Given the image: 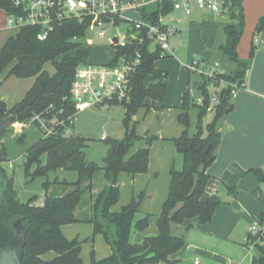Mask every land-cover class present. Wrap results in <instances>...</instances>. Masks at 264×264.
I'll return each instance as SVG.
<instances>
[{
	"label": "trees",
	"instance_id": "16d2710c",
	"mask_svg": "<svg viewBox=\"0 0 264 264\" xmlns=\"http://www.w3.org/2000/svg\"><path fill=\"white\" fill-rule=\"evenodd\" d=\"M241 1L231 0L228 6L230 23L223 28L225 41L219 51L236 67L233 73L220 77L243 87L255 48L251 43L249 61L238 59L237 45L245 26ZM11 2L0 0V8L10 13ZM172 8L171 0H162L156 11L144 15L142 19L146 16L148 22L156 23L159 17L172 12ZM234 8H237V14ZM235 17L237 25L234 24ZM87 28L86 22L65 20L55 25L44 41H39L37 28L23 27L0 47V75L6 67L11 66L9 75L33 79L24 96L11 107L0 101V125L4 126L0 130V250L15 239L13 224L19 223L25 235L21 264H81L80 242L67 240L61 228L72 223H85L92 225L94 234L103 236L111 250V254L101 260L91 258L90 264H173L176 261L172 257L185 247L184 237L173 234V227H184L188 231L192 225H186V222L191 220H197L201 225L208 224L221 204L216 195L206 199L202 197L210 179L207 169L216 159L221 142L218 124L233 108L230 89L222 90L220 103L206 124L203 123L207 115L204 109L193 104L188 92L183 94L179 106L181 113L177 117L183 131L172 140L176 154L181 157V168L173 167L170 171L168 194L156 220L157 235L145 237L140 243H132L131 231H144L148 227L149 216L137 218L139 202L134 199L119 212H111V208L119 199V174L134 176L147 171L149 146L153 139H148L144 147L131 154V149L140 139L131 125V119L142 108L159 110L163 107L168 72L155 68V62L169 56L161 57L158 48L149 51L148 40L142 47L141 64L130 77L129 96L121 103H114L123 107L125 136L122 140H103L107 149L99 167L86 159L84 150L87 142L84 138L64 133L70 128L66 126L67 120L74 113L70 97L74 72L77 66L87 63L90 55L89 48L78 43ZM262 29L261 18L254 32ZM47 63L54 68L52 74L44 70ZM201 83L193 87L198 94L207 96L206 82L202 80ZM190 108L197 110L192 135L189 134ZM34 115L64 122L55 128L52 135L39 138L25 151V178L30 181L38 177L45 180L42 184L44 196L38 204L33 203L32 198L27 202H20L16 198L12 188L13 176L9 178L4 165L8 159L2 142L11 125L27 121ZM42 157H45L44 162ZM98 169L102 170L106 184L93 198L92 181ZM58 170L74 172L76 179L72 182L58 181L57 178L51 180V174ZM52 186L58 188L49 191ZM257 218L264 220V213ZM256 251L258 256L253 257L251 264H264V247H258ZM49 253L54 256L47 260L45 255Z\"/></svg>",
	"mask_w": 264,
	"mask_h": 264
},
{
	"label": "rangeland",
	"instance_id": "374dc122",
	"mask_svg": "<svg viewBox=\"0 0 264 264\" xmlns=\"http://www.w3.org/2000/svg\"><path fill=\"white\" fill-rule=\"evenodd\" d=\"M149 1L150 0H122L124 8L129 6L132 7V9L127 8L123 10V16L131 21L143 20L147 22L148 20H146V16L153 13L149 11L155 9V7L151 6L145 7V9L142 8L145 5V2ZM190 2H194V0H190ZM143 10L146 11L144 14L146 15L145 19L141 18ZM233 10L235 14L238 13L237 8H234ZM228 15L229 12L212 16L210 15V18H214L213 20L217 25L212 23L201 24V22L197 21L196 23L191 24L190 28V25L183 22L184 20L182 19L176 23V26L180 27L182 31L176 35H172L173 38L170 39L171 46L174 48L173 56L167 55L169 56L168 58H161L156 62L157 67L167 68L165 70L169 75L167 78L169 87L168 96L163 102L164 106L166 105L167 107H162L156 111L154 109H149L147 113H145V110L138 111L132 117V119L135 117V122L131 123L134 126L137 136L153 138L154 136L159 137L161 133L171 135L176 130L180 129V126L176 123L174 117L176 113L175 107L178 102L177 95L179 88L185 86V91L188 90L190 98H194L198 94V91L193 87V81H201L198 72H192L186 69V66L190 65L192 62H204L206 63L205 66L207 68H212L215 63H218L219 67L217 70L224 74H230L235 71V65L218 51L219 44L224 40L223 25L230 23ZM167 20L168 19L165 21ZM237 22V17H235L234 24L237 25ZM126 28V23H121L115 28L108 29L87 28L84 36L78 39V43L81 44V46L89 48L90 55L87 62L93 65H102L110 62L114 58L116 52L110 44L111 38L117 33H125ZM102 31H104V35L100 37L99 34ZM15 33L16 29L9 23L8 13L0 8V47L8 37L13 36ZM201 59L207 60L201 61ZM10 68L11 66L6 67L0 75V98L2 97L3 100H5L4 98L9 100V98L17 92H20L21 96H24L33 83L32 78L22 79L17 78L14 75H9ZM44 70L49 74L54 72V68L50 63H47L44 66ZM123 115L124 110L120 104L111 105L109 108L105 109L91 107L84 112L77 114L71 132L86 140L87 147L84 152L87 160L95 163L99 167L102 166V160L107 149L105 142L102 140L103 136L107 139L114 138L117 140H122L124 138L125 129L122 124ZM196 115L197 110L190 108V135L195 132L197 120ZM212 116V113L207 114L203 118V123H208ZM223 123L224 121L221 120L219 125H222ZM22 124V132L20 134H18L15 129H10L3 137L6 155L12 165V167L9 166L6 169L8 170L9 175L13 176L12 188L16 193V198L20 202H27L32 198L33 203L38 204L42 201L44 196L42 184L45 180L40 177L31 181L25 178L23 165L26 149L41 138L42 134L30 119L22 122ZM135 146H137V144L134 145L131 152ZM167 152H170L171 156L174 154L171 139L164 138L160 140L158 138V140L153 142V145L150 147V162L152 168L150 169L149 162L147 171L135 176L137 186H139L136 192L133 186L135 184H132L131 180L127 178V174L121 176V190L124 192V195L128 200L127 203L130 202L131 199H134L139 202V206L143 203L150 207H155L156 204L158 205L159 200H157V196H159V194L155 193L154 196V193L151 195L145 192L149 180L157 182L160 193L161 191H164L165 198L167 197L170 173L168 172V169L163 168L162 162L159 161L160 157L165 156ZM44 160L45 157H42L43 162ZM55 176L56 174H51L50 179L53 180L52 177ZM64 177L70 182L76 179V174L74 172L66 173L65 171ZM104 180L102 170H96L92 187L93 196H97L105 187ZM262 191L263 197L259 199V201H256H258V203L263 206L262 208H264V187L262 188ZM77 216L79 215L77 214ZM153 216L152 218H154ZM252 221L253 218H250L248 222L245 221L247 224L246 229ZM145 232L146 234H144ZM154 232L157 233L155 222L154 224L150 223L144 231L132 230L131 239H133L134 235H138L140 236V239L142 238V241L145 237L154 236L147 235L154 234ZM63 233L67 240H77L80 242L81 264H90L91 258H94L95 260L102 259L110 252L103 236L100 234H94L91 224H68L64 226ZM246 233L243 235L244 237H246ZM186 238L191 239L193 243L198 246L197 253L194 257L182 260L179 264H194L195 259H198L201 264H251L253 257L258 256L256 250L250 255H247L248 251L244 240L242 241L244 246L236 244L213 245V242H211L209 238L204 237L196 226L188 231ZM245 255H247V257L245 258V261H243Z\"/></svg>",
	"mask_w": 264,
	"mask_h": 264
},
{
	"label": "crops",
	"instance_id": "0c3cea01",
	"mask_svg": "<svg viewBox=\"0 0 264 264\" xmlns=\"http://www.w3.org/2000/svg\"><path fill=\"white\" fill-rule=\"evenodd\" d=\"M159 3V0H150L149 2H145V5L142 8L145 9V7L148 6L155 7V9L149 11L154 12L157 10ZM241 7L245 21V33L243 31L244 35L242 34L237 45V57L242 62L249 61L248 58L251 43H253L255 52L245 73L243 87L237 92L236 98L232 101L233 108L231 112H229L222 119L224 121L222 125L218 124V130L221 132V142L216 152V159L207 169V174L210 176V179L206 184L202 197V199H206L212 195H216L219 197L221 204L216 208L212 221L210 223L201 225L197 222V220L186 222V225H192L188 231L196 226L204 237L209 238V240L213 242V245L236 244L244 246V243L242 241L245 237L243 235H245L247 230V224L245 223V221L248 222L250 218L254 219V217H257L260 214L264 213V208H262L263 206L258 203L259 199L263 197L262 188L264 187V22L263 29L260 32H254L259 20L262 18L264 21V0H242ZM127 8L132 9V7L129 6L124 8V10ZM145 12L146 11L143 10V12L141 13V18L144 16ZM211 16L210 14L208 15L206 13L197 11L196 9H194L192 15L188 17L183 15L181 12L172 11L164 17V22L166 24H172L174 26L176 35L182 31L180 27L176 26V23H178V21H181V19L184 20L183 22L190 25V28L191 24L196 23L197 21L201 22V24L212 23L214 25H217V23L213 20L214 18H210ZM166 19L168 20L165 21ZM225 25L226 24L223 25V28ZM172 38V36L169 38L171 56H173L174 53V48L170 43V39ZM224 41L225 35L224 40L218 46V51L219 47L224 43ZM202 60L206 61L207 59H201V61ZM155 68L163 71H166L165 69H167L157 67L156 62ZM168 89V82L166 80V93L164 98L165 100L168 96ZM186 92H188V90L185 91V86L179 88V92L177 95L178 102L176 104L177 106L175 107L176 113L174 117L176 123L180 126V129L176 130L171 135L161 133L159 137L154 136L153 138H149L147 136H138L140 139L135 143L137 144V146H135L131 154L134 153L138 148L144 147L145 142L148 139H153V142L158 140V138L160 140L164 138L173 140L181 135L183 126L178 123L177 117L181 113V111L179 110V106L181 104L182 96ZM22 97L23 96H21L20 92H17L15 95L11 96L9 100H7L6 98H4L5 100H3V98L1 97L0 101L4 102L9 108L13 104L18 102ZM162 106L167 107L166 105L164 106L163 103ZM141 110H145V113H147L148 111L145 108H142L139 111ZM133 122H135V117L131 119V123ZM22 127V123L16 122L11 125L8 131L10 129H15L17 133L20 134L22 132ZM153 142L149 146V162L151 161L150 147L153 145ZM172 147L174 150V154L171 156V153L167 152V154L165 156H161L159 160L162 162L163 168L168 169L169 173L173 167L180 169L182 163L181 157L178 156L175 152L173 143ZM4 165L6 168H8L9 166L12 167L9 159L8 162ZM151 168L152 164L150 162V169ZM254 170L256 172H253ZM55 174L56 176L52 177L53 179L57 178L58 181H68L64 177V170H58L54 173V175ZM123 174L126 173L119 174L117 179L119 199L117 204L111 208V212H119L122 207L129 204L132 200L131 199L130 202L127 203L128 200L124 195V192L121 190L120 178L121 176H123ZM136 175L131 176L127 174V178L131 180L132 184H135L133 185L135 192L139 187L137 186V180H135ZM104 184H106L105 180ZM226 187L231 189V191L227 190ZM54 188L58 187L52 186L49 191H52ZM158 188L159 187L157 185V182L149 180L145 189V192L147 194L153 195L154 193V196L155 193L159 194V196H157V200H159L158 205L156 204L155 207H150L149 205H144L143 203L138 207L139 216H137V218H140V216L144 215L149 216L148 226L150 223L154 224L155 222L156 224L157 217L160 214L162 205L166 199L165 192L161 191L160 193ZM233 192H235V195L233 194ZM95 197L96 196H93V198ZM152 216L154 218H152ZM63 229L64 226L61 228L62 234L64 235ZM188 231H185L184 227H173V234L182 235L185 240V247L179 253L172 257V259L176 261L173 264H179V262L184 260L180 259L179 257L185 252L188 247L194 248L193 257L197 253L198 246L193 243L191 239L186 238ZM157 233L154 232V234L147 235H157ZM144 234H146V232ZM141 239L138 235H134L133 239H131L130 236V240L132 243H140ZM108 248L110 252L107 256L111 254L110 247L108 246ZM53 256L54 255L52 253H49L45 255V259L50 260L53 258ZM199 264L201 263L199 262Z\"/></svg>",
	"mask_w": 264,
	"mask_h": 264
},
{
	"label": "built area",
	"instance_id": "2783aa9c",
	"mask_svg": "<svg viewBox=\"0 0 264 264\" xmlns=\"http://www.w3.org/2000/svg\"><path fill=\"white\" fill-rule=\"evenodd\" d=\"M160 2L162 0H159ZM172 11L181 12L186 17L191 16L194 9L210 15L228 12L231 0H171ZM13 8L17 10L14 11ZM9 23L18 31L23 27L38 29L37 39L44 41L53 31L55 25L65 20H76L88 25V28H115L126 23L125 33H117L111 38L110 44L115 49L114 58L102 65L90 63L76 67L70 86V97L74 106V113L67 120L66 135L73 134L72 126L78 113L96 107L109 108L114 103H121L129 96L131 86L130 77L141 64L142 47L148 40V50L160 51V56L171 55L169 38L176 33L172 24H166L164 17H159L156 23L146 21H131L123 16L122 0H12ZM104 31L99 36L102 37ZM204 62H192L186 66L188 71L198 72L201 81L206 82L207 96L197 94L192 98L193 104L204 109L206 114L215 111L220 103L223 89L229 88L233 101L237 92L242 88L237 83L225 81L220 77L215 63L207 68ZM202 84V83H201ZM38 126L42 137H48L55 132V128L63 125V121L56 118L46 120L40 115L30 119ZM105 137L103 136L104 140ZM247 255L258 247H264V220L254 218L247 228L244 238ZM247 255L244 256L243 261ZM252 261V260H251ZM195 264H199L195 259Z\"/></svg>",
	"mask_w": 264,
	"mask_h": 264
},
{
	"label": "water",
	"instance_id": "95a60500",
	"mask_svg": "<svg viewBox=\"0 0 264 264\" xmlns=\"http://www.w3.org/2000/svg\"><path fill=\"white\" fill-rule=\"evenodd\" d=\"M16 11V8H13ZM198 81H194L193 86L196 87ZM0 125V130L3 128ZM11 178V175H9ZM15 233V239L7 244L3 249L0 250V264H21L23 257V248L25 245V235L22 226L19 223L13 224ZM194 248L188 247L183 254L180 255V259H189L193 257Z\"/></svg>",
	"mask_w": 264,
	"mask_h": 264
}]
</instances>
